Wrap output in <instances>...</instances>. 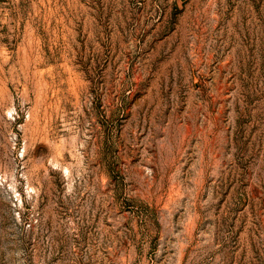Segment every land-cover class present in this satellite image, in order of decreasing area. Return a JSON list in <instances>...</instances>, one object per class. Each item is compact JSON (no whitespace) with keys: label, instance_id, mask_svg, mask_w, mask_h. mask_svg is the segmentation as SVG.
Returning <instances> with one entry per match:
<instances>
[{"label":"rangeland","instance_id":"1","mask_svg":"<svg viewBox=\"0 0 264 264\" xmlns=\"http://www.w3.org/2000/svg\"><path fill=\"white\" fill-rule=\"evenodd\" d=\"M0 264H264V0H0Z\"/></svg>","mask_w":264,"mask_h":264}]
</instances>
